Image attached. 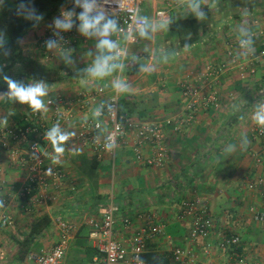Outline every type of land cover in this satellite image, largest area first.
Here are the masks:
<instances>
[{
	"label": "crops",
	"instance_id": "crops-1",
	"mask_svg": "<svg viewBox=\"0 0 264 264\" xmlns=\"http://www.w3.org/2000/svg\"><path fill=\"white\" fill-rule=\"evenodd\" d=\"M1 8V7H0ZM67 11H69L66 7ZM62 8V9H63ZM201 8L207 14L198 20L187 6V0H144L143 15L148 23L156 25L162 19L193 17L199 26V38L182 45L177 32L167 28L150 29L149 37L138 36L130 43L127 62L121 71L120 81L130 85V91L120 93L121 110L129 116L149 122H162L178 116L185 104L181 82L188 72L198 73L207 62L229 61L226 42L241 37L240 26L255 35L253 49L259 51L264 42V0L254 10L240 9L235 14L220 4V0H202ZM166 10L164 17L157 11ZM72 29L76 41L68 50L50 49L44 52L38 47L37 37L56 14L43 20L22 43L25 54L43 67H56L61 78L44 82L48 95L44 102L56 93L74 96L83 89H95L108 83L110 88L118 80L117 70L103 78L92 77L86 71L102 55L97 48L100 37L85 36L79 31V10L74 11ZM118 46L127 43L126 36L109 37ZM187 45V47H185ZM114 54V53H113ZM118 63L119 61H113ZM155 66V71H141V66ZM19 64H8L0 51V74L10 75L24 85L41 81H28ZM43 82V81H42ZM219 99L216 104L202 108L196 120L181 131L167 128L169 161L163 167H151L135 160L132 140L117 149L115 165L109 155L97 157L88 147L67 141L65 153L58 164L66 172V181L53 180L50 194L55 199L26 208L19 192L25 182L22 169L8 163L7 150H0L2 166L0 181L6 187L0 190V199L9 195L12 225L0 229V257L7 254L18 257L23 247L21 241L31 231L32 224L43 215H49L52 223L27 246L26 264L30 251L48 249L60 237L57 220L67 219L75 223L63 264H104L94 241L89 236L90 217H100L113 198L117 209L116 237L130 247V238L146 220L141 215L156 214V221L165 224L164 234L148 242L143 258L150 264H228L232 255L218 242L228 234H239L240 251L249 264H264V223L256 220L252 208L264 210V191L250 190L246 183L257 175H264V167L257 165L253 153L264 147V139L253 134L256 126L252 117L258 104L264 103V66L241 80L236 68H231L220 80ZM0 89V126L12 121L22 122L23 113L31 109L27 104L10 99ZM261 101V102H259ZM98 105H95L94 109ZM7 123H3L4 120ZM76 122L63 132H74ZM247 137L248 144L243 146ZM44 145L51 156L54 150L50 142ZM230 145L235 151L228 153ZM73 154L74 150H77ZM58 183L59 187H56ZM199 199L205 203L214 219L215 228L206 237H191L190 219L178 220L177 213L185 199ZM129 217L131 226L123 219ZM183 248L195 260L175 261L173 251ZM208 250V251H207Z\"/></svg>",
	"mask_w": 264,
	"mask_h": 264
},
{
	"label": "built area",
	"instance_id": "built-area-1",
	"mask_svg": "<svg viewBox=\"0 0 264 264\" xmlns=\"http://www.w3.org/2000/svg\"><path fill=\"white\" fill-rule=\"evenodd\" d=\"M103 6L109 16L116 20L118 31L116 38L126 36L127 43L118 46L122 52L118 63L125 65L127 51L130 43L138 42L139 33L135 31L137 25L145 23L143 15L144 0H103ZM79 13L82 9L78 6ZM61 8L56 12L48 26L37 37L38 47L44 52L50 49L46 46L49 40L55 41V49L68 50L76 41L73 29L62 31L55 27L54 20L62 17ZM166 10L157 11L158 17L166 16ZM148 22V19H147ZM253 37L255 34L251 32ZM242 37L226 42V54L229 61L207 62L198 73L188 72L181 82L182 95L185 104L181 113L176 117H169L162 122H149L135 119L121 110L120 93L108 83L99 84L95 89L80 90L74 96L56 93L46 100L47 112H36L28 109L23 113L22 122L12 121L9 125L0 126V150L8 153V163L22 169L25 173V182L20 189V196L24 206L29 207L43 203L48 199H55L57 195L50 194L53 180L66 181L68 176L58 164H51L45 142L48 130L59 124L63 132L68 125L76 122V129L69 141L78 143L82 147L90 148L93 153L101 158L109 155L112 165L118 147L132 140L135 160L151 167H163L169 161L167 128L172 126L175 131L193 123L202 108L216 104L219 99L218 85L222 77L231 69L236 68L237 75L244 80L248 75L264 66V42L259 51H253L245 56V49L241 46ZM122 69H117V78L120 81ZM95 105H98L92 109ZM111 106V107H110ZM97 109L101 110L99 116L94 115ZM253 134L256 138L264 139V129L255 126ZM114 135L117 147L113 152L105 150L106 138ZM38 156L36 159L34 157ZM257 165L264 167V147L258 153H253ZM2 161L0 158V169ZM51 169V174L48 173ZM250 190L264 191V175H257L246 183ZM6 183L0 181V190ZM58 188V183L56 184ZM60 188V187H59ZM4 207L0 208V229L13 223L9 207V195H3ZM117 205L113 198L109 201L106 210L100 217H90L87 224L90 227L89 236L94 241L104 264H150L143 258L148 242L164 234L165 224L156 221V214L141 215L146 220L141 224L130 238V247L119 240L115 234L117 222ZM256 220L264 223V210L251 209ZM178 220L190 219L191 237H206L215 228L214 219L207 205L199 199H185L177 213ZM125 226H131L129 217L123 219ZM57 225L60 229L59 239L48 249L30 251L27 255V264H63L69 249L71 238L76 230V225L70 220L59 219ZM241 237L233 233L225 235L218 242L219 246L232 255V262L228 264H249L246 256L240 251ZM208 251V250H207ZM175 261L195 260L194 256L177 247L173 251Z\"/></svg>",
	"mask_w": 264,
	"mask_h": 264
},
{
	"label": "clouds",
	"instance_id": "clouds-1",
	"mask_svg": "<svg viewBox=\"0 0 264 264\" xmlns=\"http://www.w3.org/2000/svg\"><path fill=\"white\" fill-rule=\"evenodd\" d=\"M77 6H79L82 11L78 14L79 31L85 36H98L100 37L97 44V48L104 52L110 53V55H102L97 57L93 66L86 71L92 77L103 78L112 74L117 69H123L124 65L122 63H115L113 61L119 60L122 52L118 50V45L110 40L108 37L118 31L117 22L115 19L111 18L103 6V0H75ZM202 0H187V6L192 13L196 16L198 20H204L207 18V14L201 8ZM3 6V0H0V7ZM16 14L18 16L23 15L25 19L39 21L42 16L36 15V10L31 7L30 4L23 2L19 3L16 7ZM62 17H57L54 20V25L57 29L62 31L71 30L74 24L73 17L75 12L73 10L62 12ZM145 23L137 25L135 31L139 33L141 37H149L150 29L155 31L161 28H167L171 23L170 19H162L156 25H151L147 22V18H144ZM239 32L241 34L240 44L245 49L244 55L247 56L249 53L253 52V38L249 29L245 26H240ZM4 46L3 34L0 33V48ZM46 46L52 49L56 46V42L49 40L46 42ZM187 47V45L185 46ZM114 53V54H113ZM155 66H141V71L152 72L155 71ZM4 80L8 85V92L5 93L10 99L18 101L21 104H27L29 107L36 112L44 111L47 112V106L44 102V97L48 95V86L44 82H38L30 85H24L23 83L13 80L8 76H4ZM114 89L118 93L130 91V85L117 80L114 83ZM111 107V106H110ZM101 110L97 109L94 115L99 116ZM254 123L260 128L264 129V103H260L256 106L254 115L252 117ZM3 123H7L5 119ZM73 132H62L59 124L54 125L46 133V140H48L54 150V155H52L51 161L53 164H59L61 162V157L65 153V143L74 136ZM248 144L247 137L243 139V146L246 148ZM105 150L108 152H113L116 147V139L114 135H109L106 138V143L104 145ZM228 153L235 151V146L230 145L227 150ZM77 150L73 151L76 154ZM38 159V156H35ZM48 173L51 174V169H48ZM4 207V201L0 199V208ZM141 264H144L141 261Z\"/></svg>",
	"mask_w": 264,
	"mask_h": 264
},
{
	"label": "trees",
	"instance_id": "trees-1",
	"mask_svg": "<svg viewBox=\"0 0 264 264\" xmlns=\"http://www.w3.org/2000/svg\"><path fill=\"white\" fill-rule=\"evenodd\" d=\"M21 2L22 0H3V6L0 8V33L3 34L4 46L0 48V51L8 64L21 66V71L27 75L28 81L51 82L58 80L61 78L60 69L39 65L25 54L22 43L47 17L55 14L63 7L76 11L78 6L75 0H23L24 3L30 4L36 10L37 16H42V19L36 21L25 19L23 15L18 16L16 14V7ZM262 2L263 0H220L223 7L235 11V14L240 9L254 10ZM170 28L177 32L182 45L191 44L199 38V26L196 18H172ZM4 76L12 78L10 75L0 74V89L2 90L8 89ZM51 223L52 218L49 215H43L32 224L30 233L24 241L20 242L23 249L20 250L18 259H24L28 251L27 246Z\"/></svg>",
	"mask_w": 264,
	"mask_h": 264
},
{
	"label": "rangeland",
	"instance_id": "rangeland-1",
	"mask_svg": "<svg viewBox=\"0 0 264 264\" xmlns=\"http://www.w3.org/2000/svg\"><path fill=\"white\" fill-rule=\"evenodd\" d=\"M19 67H21V66H16L15 68H18L19 69ZM259 102H261V101H259ZM26 261H27V258H26ZM0 264H22V263H20V262L17 261V257H15V258L12 259L10 256H8L7 254H5V256H2V258L0 257Z\"/></svg>",
	"mask_w": 264,
	"mask_h": 264
}]
</instances>
